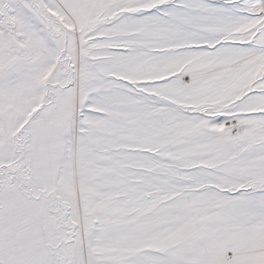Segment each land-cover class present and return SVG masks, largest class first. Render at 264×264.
<instances>
[{
  "label": "snow or ice",
  "instance_id": "1",
  "mask_svg": "<svg viewBox=\"0 0 264 264\" xmlns=\"http://www.w3.org/2000/svg\"><path fill=\"white\" fill-rule=\"evenodd\" d=\"M0 264H264V0H0Z\"/></svg>",
  "mask_w": 264,
  "mask_h": 264
}]
</instances>
